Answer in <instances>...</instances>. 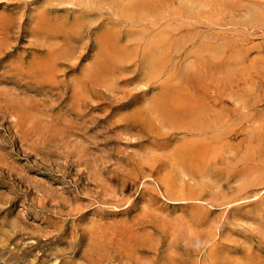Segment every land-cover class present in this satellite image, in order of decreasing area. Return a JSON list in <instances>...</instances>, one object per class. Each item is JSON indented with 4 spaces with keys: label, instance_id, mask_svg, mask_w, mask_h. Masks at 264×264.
I'll use <instances>...</instances> for the list:
<instances>
[{
    "label": "rangeland",
    "instance_id": "1",
    "mask_svg": "<svg viewBox=\"0 0 264 264\" xmlns=\"http://www.w3.org/2000/svg\"><path fill=\"white\" fill-rule=\"evenodd\" d=\"M0 264H264V0H0Z\"/></svg>",
    "mask_w": 264,
    "mask_h": 264
}]
</instances>
